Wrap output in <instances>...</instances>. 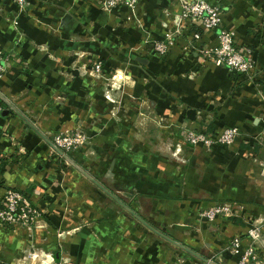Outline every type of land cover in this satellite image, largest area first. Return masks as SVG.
<instances>
[{
    "label": "crops",
    "instance_id": "0c3cea01",
    "mask_svg": "<svg viewBox=\"0 0 264 264\" xmlns=\"http://www.w3.org/2000/svg\"><path fill=\"white\" fill-rule=\"evenodd\" d=\"M163 1L150 0L149 7L155 8L158 20L152 17L146 19L147 22L151 20L148 32L158 37L164 25L170 26L167 18L161 20L163 14L159 9ZM206 1L220 8L221 26L233 32L234 45L251 52L254 68L250 75L215 66L207 60L203 61L199 52H182L175 45L161 57L141 53L145 54V58L141 59L140 69L131 67L132 73H137L134 83L139 88H144L145 84L151 87V104L157 115L165 117L164 124H168L169 130L176 132L188 125L216 136L225 127H236L238 136L232 144L213 145L210 150L200 145L194 148L195 151L202 149L204 165L213 164V159L218 156L235 154L238 161H235L234 168L238 174L242 171L246 180L249 178L248 182L242 181L240 175L229 179L231 185L227 184L228 191L220 193L228 196L217 198H230L238 208L233 216L217 217L212 222H207L199 214L206 204L202 198L205 197L203 187L190 188L188 178L180 180L177 161L166 163L152 155L138 162L136 187L143 196L151 194L148 197L150 213L177 226V235L171 233L176 239L184 238L185 245L193 248L203 247L208 251L206 254L202 256L196 252L216 264H235V256L226 250L231 237L245 235V217L254 213L264 215V175L254 177L252 161L249 162L256 154L255 160L264 158V143L256 153L253 146V137H264V0ZM30 4L33 19L26 14L29 10L17 12L11 0H0V50L7 57L4 74L0 77V94L46 138L54 126L61 129L74 125L85 128L89 116L79 123L81 112L96 115L100 101L105 97L82 74V63H87V58L111 56L113 49L103 42H108L113 35L128 39L131 28L112 30L115 21L111 15L122 7H115L107 13L100 9L96 0H32ZM170 6L175 12L177 7ZM141 13L143 16L144 10ZM192 26H187L184 38H190L194 32ZM215 43L214 30L199 31L200 49L212 47ZM104 65L102 73H110L111 65L107 62ZM125 69L123 64L116 69L120 79L128 78ZM115 78L114 83L118 86L120 79L117 75ZM128 86L131 87V81ZM127 98L126 102L122 98L120 104V110L125 114L129 105L133 104ZM2 104L0 198L7 189L28 191L31 203L40 212L33 223L32 241L35 240V246L39 245L41 254H50L55 261L66 255L74 264L177 262L176 254L171 253L167 261L164 248L148 241L145 235L135 234L130 224L126 223L125 216H116L117 208H97L94 197L91 192L85 191L84 185L68 196L69 204L65 207L64 198L56 191V153L51 154V148L36 131L6 104ZM133 106L132 115L142 118L145 103L142 105L138 101ZM104 112L108 114L110 109L106 107ZM123 120L120 117L119 122ZM109 121L112 125L115 123L111 117ZM139 128L141 124H138ZM121 141L119 138L116 140L117 143ZM151 167L158 170L154 171ZM152 179L158 182H152ZM220 179L223 185L225 177ZM98 182L105 184L102 180ZM195 192L203 196L195 197L192 195ZM140 217L165 232L145 216ZM23 232V228L0 225V248L5 250L0 252V261L14 263L13 257L24 245ZM256 252L257 262L264 264V250L258 246ZM215 256L219 258L214 260ZM44 262L41 260L39 264Z\"/></svg>",
    "mask_w": 264,
    "mask_h": 264
},
{
    "label": "rangeland",
    "instance_id": "374dc122",
    "mask_svg": "<svg viewBox=\"0 0 264 264\" xmlns=\"http://www.w3.org/2000/svg\"><path fill=\"white\" fill-rule=\"evenodd\" d=\"M31 1L32 0H30V2ZM84 1L87 2L89 0ZM101 1L103 0H96L103 12L111 13L115 7H122L120 11L113 12L111 15V18L115 21L112 26L113 31H116L117 28H131L129 34H127L128 39L123 40L119 35H113L108 42H103V44H106L109 48L113 49L111 56H101L105 59H102L101 57L87 58V63H82V74L87 76L86 79L88 81H92L95 84V88L98 92L103 93L105 99H101L100 108L96 112V115H89L83 111L81 112V119H78L79 123L82 119L89 116V120H87V126L85 128L83 126L81 128V126L74 125L72 128L61 129L54 126V129L52 128L51 131H49V134H47V138L52 143L53 137H55L58 133H60V137L65 136V138H68L71 141L69 146L67 148L61 147L59 149H61L97 181L102 180L108 187L111 188V190H109L110 192L114 195L122 197L131 205V207L127 206L135 211L139 216H145L150 223L159 226L168 235L172 236L173 239L185 245L183 242L185 241L184 238H180V240H178L172 235H177L178 229L176 228V225L166 222L165 219L158 218L155 214L150 213L148 210V203L150 199H148V197L151 194L143 196L138 193V189L136 187L138 179V162L140 163L143 159H148L152 155L164 160L166 163H169L170 160L177 161L179 163L177 176L180 177V180H182V178L183 180L188 178L190 188L195 186L203 187L202 190L205 193V197L202 198H204L203 200L206 201V204L199 210V214L200 217L207 220V222H212L217 217L228 218L224 216L225 210L223 208H219L220 203H223L222 205L231 204L236 206V209L238 208V205L234 200L222 197L217 198V196H223V194H220L223 190L225 192L228 191L227 184L231 183L229 179L231 177L234 178L233 175H240L242 177V181L246 180V175L243 174L242 171L241 174H238L236 168H234L236 165L235 161H238V157L235 158V154L233 156H218L213 159V164L207 163L204 165L202 162V153L200 151L201 148H198V151H195L194 146L200 145L205 150H210L213 145L224 144L217 141H212V143H209L208 145L202 143L188 144L187 129L191 128L188 125L180 127L176 132L169 130L168 124H164V120H166L165 117L157 115L151 104V87H148L147 84H145L144 88L136 87L134 81L136 80L137 73L133 74L131 67H138V69H140L139 65L142 63L141 59L145 58V54L141 53L147 54L148 52L151 55L157 54L161 57L175 45L179 46L182 52H199L202 60L208 61L206 54L214 46L205 49H200L201 47H198L199 31L201 29L199 26H195V24L192 26V29L194 30V33L197 34V37H194L193 34L188 39L184 38V31L187 29V25H185L183 29L181 28L178 32H174L170 38H164L166 30H169L166 28L161 29L159 37L151 32H148L149 30H147V26H149L151 20L147 22L146 19L152 17V19L158 20L155 8L149 7L150 0H124V2H119L112 8L104 7L103 4L102 6L100 4ZM160 4L161 7L159 10H162L161 13L163 14L161 20L165 21L167 18V22L169 23V19H171V16L173 15L170 5L173 3L171 0L170 2L165 0V2H160ZM30 5L31 4H29L26 9L29 10L26 14L29 19H33V13H30ZM143 10L145 14L142 16L141 12ZM24 11H21V13ZM163 25L164 24H162V26ZM170 25L172 26L171 23ZM131 37H135L136 40ZM157 43L165 45L164 52L161 54H158L154 48ZM141 55L144 56L141 57ZM108 60H110V62ZM105 62L111 65V67H109L110 73H102L101 67L105 64ZM122 64L125 66L126 74L128 76L127 79L122 78L123 80L120 79L121 75L116 73V69L120 68ZM87 65H89V67H87ZM96 65L98 67H96ZM115 75H117L120 79L118 86L114 83L116 79ZM132 75L135 77H132ZM130 81L131 87L128 86ZM127 95H129L128 98L126 97ZM141 97L143 98L141 99ZM122 98H125V102L127 101V98L131 103H133L129 105V109L126 111V114L120 110ZM138 101L142 105L145 103V106L142 108L144 116L140 119L132 115V113H134L132 107L135 108L133 105H136V102ZM106 107L107 109H110V113L108 114L104 112ZM106 115L107 118H104ZM110 117L113 118V121H115L113 125L111 121L108 122V118ZM120 117L124 118V120L119 122ZM96 119H100V121ZM105 119L107 120L105 121ZM138 124H141V129H137ZM159 128L161 129L160 131H158ZM200 129L201 128H199L197 132H200ZM204 134L206 136L211 135L206 130ZM118 138L122 139L121 143L116 142ZM253 139L254 151L256 153L259 147L263 146L264 137L260 136L257 137V139L253 137ZM178 143H180V149L177 151L176 144ZM50 151L51 154H54V151L51 149ZM54 155V157H56L55 163L58 168L56 191L57 193L59 192V195H61L60 197L64 198L63 202L65 207L69 204V201L67 200L68 196L76 192L79 186L84 185L85 191L91 192V195L94 197L97 208L105 206L117 208L118 211L116 216L120 214L121 216H125L127 218L126 223L130 224L135 234L145 235L148 241H153L164 248L165 258L167 261H169V257L172 253L178 256V260L177 262H174V264H205L201 260L185 253L177 247H174L156 235H150V232H146L147 230L139 222L120 208L113 200L97 189L90 181L84 178L72 166L67 164L61 157L56 156L57 154ZM255 157H257V154ZM255 157H251L249 159V162L252 161V169L255 171L254 177L263 176L264 158L255 160ZM253 160H255V163H253ZM151 168L154 171L158 170L154 167ZM143 177L147 180L146 176ZM220 177H225L223 185ZM248 179L246 180L247 182ZM190 180L192 182H190ZM154 181L158 182L157 179H152V182ZM192 195H196L195 197H199L200 195L203 196L202 193L198 192H195ZM226 196L228 195L224 193L223 197ZM1 200L2 197L0 198V202ZM36 211L38 213L37 216L33 219H29L28 224L25 226H14L24 229V245L17 251L18 254L16 257H13V264H39L41 260H44L42 257L44 254H41L39 245L35 246V240L34 242L32 241V230H35L33 223L40 215L37 208ZM203 211L208 213L214 212V216L211 220H208L202 215ZM245 218H247V227L245 229V235L242 237L238 236L240 241L242 243L246 242L247 230L253 226L254 228H258L259 247L264 250V215L254 213ZM182 223L184 224L185 222ZM0 225L13 226L12 224L9 225L1 222ZM166 229H169L170 232ZM148 235H150V237H148ZM40 239L41 238H39V240ZM187 247L191 248L195 252L197 251L202 256L208 252L203 247L193 248L189 245ZM229 249L230 247L228 245L226 250L229 251ZM4 251L5 250L1 247L0 252L4 253ZM45 255L47 254L45 253ZM40 257H42V259ZM216 258L219 257L215 256L213 259L216 260ZM2 261H0V264H10V262ZM211 261L214 262L213 260Z\"/></svg>",
    "mask_w": 264,
    "mask_h": 264
},
{
    "label": "built area",
    "instance_id": "2783aa9c",
    "mask_svg": "<svg viewBox=\"0 0 264 264\" xmlns=\"http://www.w3.org/2000/svg\"><path fill=\"white\" fill-rule=\"evenodd\" d=\"M127 1V0H125ZM14 4L16 11L21 12L28 8L30 0H11ZM119 2L124 0H103L101 5L104 7L112 8ZM173 6L177 7V10L173 12L169 22L172 24L166 29V35L170 38L174 32H178L185 25L199 26L200 29L214 30L216 34V43L206 54L208 61L215 66H223L228 71L242 73L250 75L254 68V60L251 57V52L247 49L240 50L234 45L233 32L221 26L220 15L221 10L216 5L209 4L206 0H171ZM102 5V6H103ZM171 12V11H170ZM171 27V28H170ZM194 34V35H193ZM194 37L197 34L192 33ZM164 44L157 43L155 50L161 54L164 52ZM4 61H7L4 53L0 50V77L4 74L5 67ZM96 67H98L96 65ZM3 110V104L0 102V113ZM198 129H187V140L189 143H202L208 145L212 141L220 142L224 145H230L234 139L238 136V129L236 127H225L216 136L205 135L204 129L197 132ZM70 140L65 136L60 137L58 133L53 137V143L58 147H68ZM177 151L180 149V143L176 144ZM219 204V208H223L224 216L230 217L234 214L236 206L231 204ZM204 210V209H203ZM35 206L31 203L29 195L22 193L18 190L7 189L2 196L0 202V222L5 224L26 225L29 219H33L37 216ZM214 212L203 211L202 215L208 220H211ZM259 246V231L258 228L251 226L247 230V239L245 243H242L238 236L231 237L229 241V252L235 256V264H260L257 262L256 247ZM44 261L47 264H74L71 259L63 255L59 257L58 261H54L50 254L43 256Z\"/></svg>",
    "mask_w": 264,
    "mask_h": 264
},
{
    "label": "water",
    "instance_id": "95a60500",
    "mask_svg": "<svg viewBox=\"0 0 264 264\" xmlns=\"http://www.w3.org/2000/svg\"><path fill=\"white\" fill-rule=\"evenodd\" d=\"M0 101L6 104L16 115L23 120L30 128H32L36 133L45 141V143L54 151L58 156H60L67 164L72 166L75 170H77L84 178L90 181L97 189L107 195L111 200H113L120 208H122L125 212L131 215L137 222H139L146 230L155 234L157 237L167 241L174 247L181 249L185 253L201 260L205 264H216L209 260L208 258L202 257L197 252L192 250L191 248L185 246L184 244L180 243L179 241L163 234L156 228L152 227L150 224L145 222L135 211L129 208L126 204H124L116 195L106 189L102 184H100L94 177H92L88 172H86L82 167H80L75 161H73L68 155H66L61 149H59L54 143L48 140L45 136L39 133L31 123L17 110L15 109L11 103H9L1 94H0Z\"/></svg>",
    "mask_w": 264,
    "mask_h": 264
},
{
    "label": "trees",
    "instance_id": "16d2710c",
    "mask_svg": "<svg viewBox=\"0 0 264 264\" xmlns=\"http://www.w3.org/2000/svg\"><path fill=\"white\" fill-rule=\"evenodd\" d=\"M1 102V101H0ZM2 103V102H1ZM108 190H111V188L110 187H108L107 185H105V184H103ZM20 192H22V193H27V191L25 192H23V191H20ZM124 204H126V205H128L129 207H131V205L128 203V202H126L122 197H120V196H118V195H116ZM111 201V200H110ZM112 202V201H111ZM143 218V217H142ZM144 219V218H143ZM160 231V230H159ZM161 232V231H160ZM162 233L163 234H165V235H167L165 232H163L162 231ZM151 234V233H150ZM235 259H236V257H235Z\"/></svg>",
    "mask_w": 264,
    "mask_h": 264
},
{
    "label": "bare ground",
    "instance_id": "6f19581e",
    "mask_svg": "<svg viewBox=\"0 0 264 264\" xmlns=\"http://www.w3.org/2000/svg\"><path fill=\"white\" fill-rule=\"evenodd\" d=\"M45 264H47L46 262H44Z\"/></svg>",
    "mask_w": 264,
    "mask_h": 264
}]
</instances>
